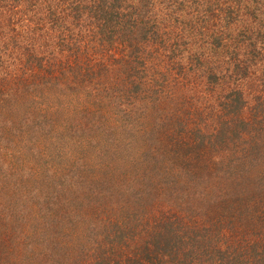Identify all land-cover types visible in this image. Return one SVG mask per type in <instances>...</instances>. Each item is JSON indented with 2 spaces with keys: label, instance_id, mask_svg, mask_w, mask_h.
I'll return each instance as SVG.
<instances>
[{
  "label": "rangeland",
  "instance_id": "1",
  "mask_svg": "<svg viewBox=\"0 0 264 264\" xmlns=\"http://www.w3.org/2000/svg\"><path fill=\"white\" fill-rule=\"evenodd\" d=\"M31 3L19 9L28 21ZM93 40L45 56L50 64L38 79L26 64L13 65L15 56H1L0 222L7 230L0 231V264H118L137 242L156 237L151 242L164 246L168 234L166 247L198 264L216 236L260 238L262 249L247 259L262 263L264 90L256 91L257 78L246 85L242 119L232 109L233 118L217 121L206 105L212 87L190 66L205 56H162L153 79L142 56H101ZM162 220L167 229H159Z\"/></svg>",
  "mask_w": 264,
  "mask_h": 264
},
{
  "label": "trees",
  "instance_id": "2",
  "mask_svg": "<svg viewBox=\"0 0 264 264\" xmlns=\"http://www.w3.org/2000/svg\"><path fill=\"white\" fill-rule=\"evenodd\" d=\"M23 2L0 0V63L1 56H15L13 65L26 64L32 79L42 77L43 68L50 64L45 56H53L58 48L69 43L78 47L88 36L91 41L95 38L93 42L96 38L101 41H97L101 56H142L141 65L149 67L146 73L150 75L162 56H205L194 58L190 66L194 68L191 71H203L200 79L206 81L204 87H212L213 94L206 105L208 110L213 108L217 113L211 116L213 120L233 118L232 109L234 116L245 115L248 81L257 78L256 82L262 86L256 91L264 90V79L259 78L264 73V0H32L31 21L25 20L27 12L19 10ZM13 21L22 23L20 30H23H11ZM203 58L205 62L199 65ZM214 65L219 68V74L215 70L208 72ZM175 80L173 75L171 81ZM255 85L251 84V88ZM243 124L239 122L241 128ZM3 220L0 231L5 232ZM168 225L162 220L159 229H167ZM158 235L165 237L161 231ZM173 236L167 235L164 246L159 238L151 242L156 237L147 244L139 241L120 254L117 263L198 264L194 259L184 261L181 248L166 247ZM240 236H230L224 242L216 236L213 247L199 256V263L222 264L223 259L230 258L232 264H253L254 260L247 258L253 249H262L263 244L256 245L260 238L252 244ZM218 244L224 245L218 247ZM263 263L264 260L260 264Z\"/></svg>",
  "mask_w": 264,
  "mask_h": 264
}]
</instances>
